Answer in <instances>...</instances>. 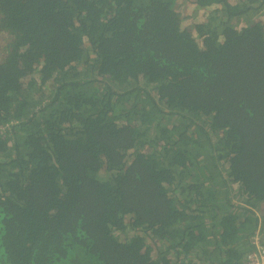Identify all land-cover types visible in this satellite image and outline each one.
<instances>
[{
	"label": "trees",
	"instance_id": "obj_1",
	"mask_svg": "<svg viewBox=\"0 0 264 264\" xmlns=\"http://www.w3.org/2000/svg\"><path fill=\"white\" fill-rule=\"evenodd\" d=\"M180 1L206 9L197 39ZM263 16L0 0V264H243L264 241Z\"/></svg>",
	"mask_w": 264,
	"mask_h": 264
},
{
	"label": "rangeland",
	"instance_id": "obj_2",
	"mask_svg": "<svg viewBox=\"0 0 264 264\" xmlns=\"http://www.w3.org/2000/svg\"><path fill=\"white\" fill-rule=\"evenodd\" d=\"M177 10L180 12L182 17V27L187 28L193 36H195V39H197L195 32L193 30L194 25L199 22H205L207 19V12L204 8H196L195 5L192 3V1H185V2H178L177 3ZM264 16L262 17V19ZM198 43V42H197ZM237 192V190H235ZM234 196V193H233ZM120 240H125L132 235H134L132 232H126V233H115Z\"/></svg>",
	"mask_w": 264,
	"mask_h": 264
},
{
	"label": "built area",
	"instance_id": "obj_3",
	"mask_svg": "<svg viewBox=\"0 0 264 264\" xmlns=\"http://www.w3.org/2000/svg\"><path fill=\"white\" fill-rule=\"evenodd\" d=\"M262 218L260 215L257 216L259 222H261ZM249 242L250 249L244 256L243 264H264V241L260 230L254 231Z\"/></svg>",
	"mask_w": 264,
	"mask_h": 264
},
{
	"label": "clouds",
	"instance_id": "obj_4",
	"mask_svg": "<svg viewBox=\"0 0 264 264\" xmlns=\"http://www.w3.org/2000/svg\"><path fill=\"white\" fill-rule=\"evenodd\" d=\"M249 249H250V243H249ZM247 253V252H246Z\"/></svg>",
	"mask_w": 264,
	"mask_h": 264
}]
</instances>
